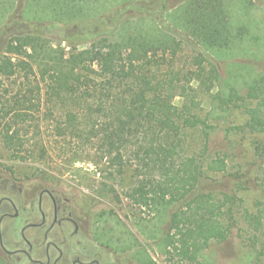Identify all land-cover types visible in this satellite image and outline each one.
Returning a JSON list of instances; mask_svg holds the SVG:
<instances>
[{"label":"trees","instance_id":"obj_1","mask_svg":"<svg viewBox=\"0 0 264 264\" xmlns=\"http://www.w3.org/2000/svg\"><path fill=\"white\" fill-rule=\"evenodd\" d=\"M98 1L0 0L1 141L12 158L24 160L22 134L31 124L39 131L47 123L58 144L75 146L72 162L79 160L73 156L92 152L108 178L132 167V204L167 218L165 246L200 264L199 250L224 240L229 228L220 220L227 213L218 195L200 188L210 128L200 115V97L229 107L235 94L211 95L219 78L214 64L198 56L190 66L177 64L185 40L209 52L225 51L242 41L247 29L231 22L232 0H183L178 19L185 40L156 22L102 23L94 11ZM56 25L67 29L57 45L50 38ZM75 37L82 38L84 49L73 44ZM135 74L141 75L139 82ZM245 93L255 105L246 108L244 129L262 134L264 79L254 80ZM196 133L200 147L191 146L189 134ZM262 155L257 157L263 160ZM210 163L206 167L212 170L221 161Z\"/></svg>","mask_w":264,"mask_h":264},{"label":"rangeland","instance_id":"obj_2","mask_svg":"<svg viewBox=\"0 0 264 264\" xmlns=\"http://www.w3.org/2000/svg\"><path fill=\"white\" fill-rule=\"evenodd\" d=\"M241 1L232 0L229 5L231 22L246 27L248 34L229 50L219 52H209L185 40L178 19L183 0H99L94 5L102 23L110 25L112 19L115 24L130 26L141 20L159 23L166 31L176 30V38L185 40L177 65L190 66L198 56L204 63L217 66L219 78L211 95L217 93L226 99L235 94L234 104L229 107H222L210 96L200 97V115L210 126L204 154L205 178L200 188L219 196L221 210L227 213L220 220L229 226L224 240H211L199 250L196 259L200 264H264V132L250 134L244 129L246 108L255 105L246 99L245 92L254 80L264 79V0H252L250 4ZM3 24L0 20V29ZM156 28L163 32L159 26ZM66 30L52 27L50 38L55 45L62 42ZM72 41L78 49L86 47L82 38ZM133 80L139 82L141 75L135 74ZM175 103L181 102L176 99ZM34 117L41 118L38 114ZM32 125L22 134L24 160L12 158L0 138V196L28 205L36 202L35 195L42 189L54 191L61 202L59 217H71L79 225L78 235L70 237L73 227L66 223V239L83 245L93 241L89 245H97L98 259L103 264L191 263L178 256L179 251L176 254L172 247L165 246L168 219L156 214L154 208L132 204L128 196L134 185L132 167L126 166L122 175L108 178L103 165L91 158L92 152L77 154L73 157L79 160L72 162L75 146L58 144L60 138L50 134L47 123L39 131ZM189 136L191 146L200 147L201 134ZM212 159L221 163L209 170L206 165ZM184 211L188 216L192 213L188 208ZM15 222L21 220H6L5 227L11 229ZM17 240L13 231L3 243L13 249ZM0 264L26 263L0 252Z\"/></svg>","mask_w":264,"mask_h":264},{"label":"flooded vegetation","instance_id":"obj_3","mask_svg":"<svg viewBox=\"0 0 264 264\" xmlns=\"http://www.w3.org/2000/svg\"><path fill=\"white\" fill-rule=\"evenodd\" d=\"M35 200V203L22 205L0 196V252L26 264H103L98 259L97 245L94 248L89 245L93 241L87 240L83 245L78 241L69 243L66 239V223L73 227L70 237L78 235L79 225L71 217H59L61 202L54 191L42 189L36 193ZM6 220L21 222L7 229ZM13 231L18 240L12 249L3 240Z\"/></svg>","mask_w":264,"mask_h":264}]
</instances>
